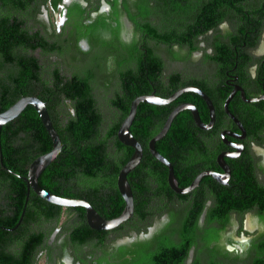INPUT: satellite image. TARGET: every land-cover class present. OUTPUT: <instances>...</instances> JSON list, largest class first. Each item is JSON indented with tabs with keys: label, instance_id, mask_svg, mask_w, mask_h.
Returning <instances> with one entry per match:
<instances>
[{
	"label": "trees",
	"instance_id": "1",
	"mask_svg": "<svg viewBox=\"0 0 264 264\" xmlns=\"http://www.w3.org/2000/svg\"><path fill=\"white\" fill-rule=\"evenodd\" d=\"M149 1L153 2V6H146L138 14L131 13L130 17L136 24L137 31L165 45L167 50L163 48L175 59L178 54L172 50L173 45L187 47L189 51L185 58L189 59L192 52L201 49L200 43L205 42L207 48L211 47L215 51V55H207V61L232 66L235 46L241 54L244 44H250L251 41V46H255L264 24V0ZM207 1H211L212 5L208 6ZM140 15L145 18V22L139 19ZM150 16L155 17L160 24L146 21ZM7 20L8 18L0 17V113L22 97L36 96L46 103L64 145L56 160L40 176V185L62 197L87 200L105 219L120 216L125 208V201L118 190L112 191L113 187H116V176L113 179L110 173L113 169L117 173L120 172L134 154V149L119 141L118 130L128 116L136 97L153 94L156 89L157 96L168 98L186 84L180 83L181 76L178 73L170 77L168 86L159 80L165 64L163 59L151 49L152 52L145 62L139 41H134L128 50L129 53L126 52L127 49L125 52L110 49L117 60V76L120 82L109 101L114 110L113 114L111 113L112 119L105 118L95 104L91 72L77 73L73 78L65 80L56 69L42 77L36 58L14 53V45L19 43V39L17 38L14 44ZM222 22H228L230 26L225 35L219 28ZM212 31L214 33L210 34ZM39 45L46 47L44 42ZM12 63L15 65H11ZM132 63L136 64L135 68L130 67ZM193 81L191 84L199 86L213 100L216 107L215 129L223 130L226 126L223 105L228 93H225L221 100H214L212 88L206 79ZM64 99L71 100L69 106L76 111L66 122L59 112ZM182 102L194 104L202 119L209 122L210 114L205 101L198 94L187 92L167 106L140 104L131 127L133 135L144 148L141 163L151 164L150 172L141 179V185L133 186L136 199L134 215L144 222L148 217L147 204L153 198L152 195L150 199L146 198V192L150 190L147 185L148 177L161 179L156 169L151 167L154 163L158 166L161 164L150 153L148 145L159 133L170 111ZM232 104L233 102L230 104L231 111ZM192 117L189 111L181 112L173 121L167 135L157 142V150L169 161L173 160V163L191 162L194 158L185 159L183 151L186 148L189 152L190 147L202 145L195 136V126L191 125ZM156 119H159V126ZM154 121H157V127L153 126ZM244 122L247 125V122ZM192 129L195 134L191 132ZM0 141V264H30L29 261L32 260L37 246L41 244L43 235L34 234L28 237L23 229L41 219H60L63 213V207L43 200L33 191L28 194V184L24 180L32 162L49 152L53 148V142L32 106H28L16 119L3 126ZM139 167L140 165L137 168ZM75 210L79 211V225H87L83 207H70L66 213L70 214ZM254 210H257L264 220V186L258 183L253 173L234 176L229 186H222L219 196L214 199L213 208L208 211L207 230L203 235L205 244L203 250L197 248L199 252L194 264H204L201 257L205 252L208 253V264H225L215 258L219 251L211 246L212 242L219 238L220 230L227 227L231 212L244 215ZM197 217L199 212L186 217L181 227L174 230L180 235V242L162 238L158 252L151 250L150 243L145 244L146 251L142 256H134L133 260L125 259L121 263L182 264L190 247L196 244ZM12 229H19L18 236L11 233ZM239 232H244L242 227ZM75 235L77 232L72 235L74 241H77ZM11 244L23 245V248L19 253H12L8 251ZM124 252L129 253L130 249H125ZM252 252L251 264H264V234L254 239ZM223 255L230 256L228 252ZM238 259V256L233 258Z\"/></svg>",
	"mask_w": 264,
	"mask_h": 264
},
{
	"label": "flooded vegetation",
	"instance_id": "2",
	"mask_svg": "<svg viewBox=\"0 0 264 264\" xmlns=\"http://www.w3.org/2000/svg\"><path fill=\"white\" fill-rule=\"evenodd\" d=\"M211 3L207 1L208 6ZM146 6H153V2L149 0H0V17L8 18L7 27L14 44L16 39H19V43L14 45V53L27 58H36L42 77L56 69L65 80L73 78L77 73L90 71L95 104L105 118L106 111L110 110L112 113L114 110L108 102L105 104L104 99H112L120 82L118 76L116 82L108 78L110 75L108 67L113 61V54L109 50L125 52L127 49L126 52L129 53L128 50L134 41L140 42L139 48L142 50L145 62L152 52L151 49L163 59L165 64L159 80L165 82L167 86L170 84V77L178 73L181 76L180 83L186 84L182 88H199L191 84L193 80L200 82L206 79L212 88L214 100H221L225 93H228L229 97L235 92L231 101L233 109L230 111L242 123L244 131L226 112V126L218 131L215 129L216 123L209 130L200 129L192 117L191 125L195 126L197 134L193 129L191 132L198 137L202 145L190 147L189 152L186 148L183 151L185 159L194 158L191 162L179 164L170 160L178 185L182 189L189 187L204 172L218 174L226 183H222L212 175H205L199 185L189 193L176 192L169 183V168L155 158L161 165L154 163L151 167L156 169L161 179L148 177L147 185L150 186V190L146 192V198L150 199L151 195L153 198L147 204L148 217L145 222L135 216L134 211L128 221L115 229L95 230L88 225L87 218L88 226L79 225V211L75 210L70 212L69 224H62L61 218L69 209L63 207L60 219L56 217L49 220L41 219L39 222L28 225L27 229H23L28 237L34 234L43 235L41 244L37 246L32 260L29 261L30 264H41V262L43 264H118L125 259L133 260L134 256L139 258V255L144 254L145 244L150 243L151 250L158 252L162 238H171L174 242H180V235L174 230L181 227L186 217L194 216L199 212L195 228L196 244L190 247L182 263L194 264L198 249L203 250L205 244L203 235L207 230L206 216L213 208L214 199L219 196L222 186H229L234 176H242L249 172L253 173L258 183L264 186V143H262L264 140V77H262L264 74V24L255 46H251V41L250 44H244L242 54L235 46L232 66L227 63L207 61V55H215V51L211 47L207 48L205 42L200 43L201 49L192 52L189 59L185 58L189 51L187 47L173 45L172 50L178 54L175 59L166 52L165 45L137 31L130 14H138ZM139 19L145 22V18L141 15ZM146 21L160 24L153 16L148 17ZM229 27L228 22H222L219 25L223 35L229 31ZM213 33V31L210 32V34ZM43 42L46 47L39 45ZM197 57L202 58L200 66L194 64V67L190 66V68L185 65L188 62L191 65ZM1 59L0 56V61ZM130 67L135 68L136 64L132 63ZM145 67H147L146 63ZM99 76L103 80L100 87L96 84ZM151 85L155 87L153 83ZM155 92L156 89L153 90V94ZM71 103V100L64 99L61 102L62 107L59 108L61 118L65 122L76 113L75 109L69 106ZM103 103L106 111H104ZM184 103L189 102H182L177 106ZM243 120L247 122V125ZM157 121L159 126V119ZM157 121H154V127H157ZM226 130L231 131L232 135L223 137L222 134ZM109 152H111L110 149ZM220 157L224 159L227 171L223 169L219 161ZM149 164L140 163V167L128 175V179L131 178L129 182L132 190L133 186L139 187L143 176L150 172ZM119 173L114 169L110 173L113 179L116 176V187H113V192L119 191L117 183ZM77 188L79 189L78 186ZM134 202L136 210L135 196ZM105 208L108 213V205ZM241 227L244 232H239ZM18 230L10 231L14 233V236H18L20 232ZM75 232H77L75 235L77 241H74L72 236ZM262 234H264V220L261 219L257 210L244 215L231 212L227 227L220 230L219 238L212 242L211 246L219 251L215 258L224 263L225 260H233L236 256L240 258L241 252L245 253L251 241ZM250 237L252 239H249ZM21 248L23 245L11 244L8 251L19 253ZM125 249H130V252L125 253ZM191 250H194L193 258L190 257ZM226 252L230 256H224ZM207 255L208 253L205 252L201 257L204 264H208Z\"/></svg>",
	"mask_w": 264,
	"mask_h": 264
},
{
	"label": "water",
	"instance_id": "3",
	"mask_svg": "<svg viewBox=\"0 0 264 264\" xmlns=\"http://www.w3.org/2000/svg\"><path fill=\"white\" fill-rule=\"evenodd\" d=\"M187 92H194L201 96L203 100L205 101L210 114V120L208 123L203 122L198 108L192 104V103H184L179 106H177L169 115L167 118L164 126L162 127L161 131L153 137L149 142V151L150 153L162 164L166 165L169 168V183L170 186L179 193L186 194L192 191L195 187H197L201 181V179L205 175H212L215 178H217L222 183H226L223 179L221 180V176L218 174H214L211 172H204L200 174L194 182L187 188H180L178 185V181L175 175L174 168L171 164V162L161 155V153L157 150V142L162 140L170 130L173 121L175 118L183 111L189 110L192 113V116L198 125L200 129L203 130H209L211 129L215 123H216V109L214 106V103L210 96L204 92L202 89L196 88V87H185L182 89H179L174 94H172L168 98H163L160 96H157L155 94H149V95H141L136 97L130 107V111L128 116L124 119L122 122L119 130H118V139L119 141L131 148L134 149V154L130 158V160L125 164V166L121 169L119 176H118V188L120 191V194L122 198L125 201V208L122 212V214L114 219H105L94 207L93 205L84 199H78V198H70V197H62L56 194H53L49 192L48 190L44 189L40 183L39 178L44 172V170L53 162L56 160V158L59 156L63 149V142L62 139L55 128L50 113L48 111L47 105L44 101H42L40 98L36 96H25L19 99L16 103H14L11 107H9L6 111L0 113V138H1V130L3 126H5L7 123L13 121L16 119L28 106H32L37 111L47 133L49 134L52 142H53V148L36 158L32 164L29 167L28 175L24 177V180L28 184V194H30L31 191H33L35 194H37L39 197H41L43 200L61 206V207H83L86 210V218L88 225L95 229V230H112L123 224L124 222L128 221L134 214L135 211V202H134V194L132 187L130 185L128 175L138 167V165L141 163L144 155V150L139 142V140L133 135L131 131L132 124L135 120L138 107L142 103L150 104V105H156V106H162V105H168L172 102H174L176 99H178L181 95ZM235 95V92L231 93V95L227 98L226 102L224 103V110L226 114L231 117L234 122L240 127L242 131H244V127L242 123L235 117V115L230 111V103ZM226 135H232L231 131L226 130L222 136L225 137ZM1 142V141H0ZM0 152L1 146H0ZM2 159V157H1ZM222 167L224 170L227 169V165L224 163V159L222 157L219 158ZM224 178V176H223ZM28 200V199H27ZM27 205V204H26ZM250 215V214H248ZM22 220V219H21ZM194 256V250H191L190 257L193 258Z\"/></svg>",
	"mask_w": 264,
	"mask_h": 264
},
{
	"label": "rangeland",
	"instance_id": "4",
	"mask_svg": "<svg viewBox=\"0 0 264 264\" xmlns=\"http://www.w3.org/2000/svg\"><path fill=\"white\" fill-rule=\"evenodd\" d=\"M201 59H202L201 57H197V58H195L194 62L191 63V65H190V62H188L185 65H187V67H190V66L194 67V64L200 66L202 64V62H201L202 60ZM112 60H113L112 63L108 67V72L110 73L108 78H110L111 80L116 82L117 81V75H118L117 74V72H118V70H117V60H116L115 57H112ZM169 65L170 64L168 63V66ZM172 67L175 68L174 66H172ZM102 81H103L102 78L99 76L97 81H96V84H97L98 87H100L102 85L101 84ZM104 101H105V104H106L107 102L109 103L110 99L109 98L108 99H104ZM105 104L103 103L104 107H105ZM104 111H106V107L104 108ZM107 117H108V119H112L110 110L106 111V118ZM69 215L70 214H67V213H65L63 215V217L61 218V223L62 224H69L68 223V221L70 219ZM248 216H247V218H248ZM251 218H252V216H251ZM246 224H247V220H246ZM249 239H252V238L250 237ZM253 242L254 241H251V243L249 242L250 246L247 247V250L245 251V253L241 252V256L239 258L240 260H225V263L226 264H251L252 259H253L252 258L253 257V252H252ZM41 264H43V262H41ZM118 264H122V263L120 262Z\"/></svg>",
	"mask_w": 264,
	"mask_h": 264
},
{
	"label": "bare ground",
	"instance_id": "5",
	"mask_svg": "<svg viewBox=\"0 0 264 264\" xmlns=\"http://www.w3.org/2000/svg\"><path fill=\"white\" fill-rule=\"evenodd\" d=\"M250 216V215H249Z\"/></svg>",
	"mask_w": 264,
	"mask_h": 264
}]
</instances>
